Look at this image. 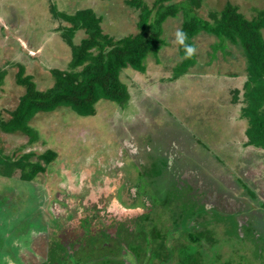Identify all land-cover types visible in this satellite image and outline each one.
Returning a JSON list of instances; mask_svg holds the SVG:
<instances>
[{
    "label": "rangeland",
    "instance_id": "obj_1",
    "mask_svg": "<svg viewBox=\"0 0 264 264\" xmlns=\"http://www.w3.org/2000/svg\"><path fill=\"white\" fill-rule=\"evenodd\" d=\"M144 1L151 6L155 0ZM227 2L247 19L264 9V0H203L197 13L208 20L210 11L221 10ZM51 8L68 15L92 9L103 17V33L115 40L138 31L139 11L125 0H0V70L6 72L0 88V119L4 122L25 93L16 83L18 65L24 66L25 75L41 91L54 84L51 70L68 69L71 48L58 32L67 23L54 18ZM180 25L181 15L164 22L166 45L157 58L146 57L145 73L129 68L121 72L130 95L125 108L100 101L92 117L78 116L67 108L39 113L30 122L38 134L33 144L20 132L5 134L0 129L1 156L18 160L32 153L29 161L35 162L47 150L57 155L46 172L30 182L22 181L19 171L9 178L0 175V264H27L35 249L42 248L50 223L47 199L53 194L55 200L57 191L62 194L57 185L61 186L63 177L72 184L80 180L82 168L97 173V181L92 182L95 188L99 178L105 177L104 187L109 189L121 173L117 194L122 200L133 199L128 192L132 188L156 207L173 181L169 170L174 177L198 175L195 183L201 179L209 188L204 198L214 200L208 206L217 207L207 214L215 225L203 231L200 254H192V260L196 264H264V237L258 232L264 229V150L245 144L247 122L240 111L246 80L244 57L231 43L220 45L214 36L200 33L194 40L195 66L174 79L173 69L181 60L176 42ZM85 37L78 32L74 44ZM132 148L135 153L131 155L128 149ZM104 194L108 192L94 198L99 202L96 208L85 205L83 212L95 215L106 210L108 228H114L115 219L123 216L112 212ZM77 198V203L82 200ZM140 213L125 214L118 226L133 229ZM238 217L244 222L238 223ZM174 235H180L179 231Z\"/></svg>",
    "mask_w": 264,
    "mask_h": 264
},
{
    "label": "trees",
    "instance_id": "obj_2",
    "mask_svg": "<svg viewBox=\"0 0 264 264\" xmlns=\"http://www.w3.org/2000/svg\"><path fill=\"white\" fill-rule=\"evenodd\" d=\"M202 1L155 0L150 6L144 0H125L129 7L139 11L136 25L138 31L118 40L103 33V17L92 9L78 10L68 15L51 8L54 18L67 23L60 26L58 32L71 48L68 69L51 70L54 84L41 91L37 89L33 78L25 75L24 66L18 65L16 83L24 87L25 93L10 113V119L7 122L0 119L1 131L5 134L20 132L33 144L37 142L38 134L30 122L39 113H52L59 108H67L78 116L92 117L100 101H109L125 108L130 95L120 79L121 72L129 68L145 73L146 57L152 54L157 58L160 49L166 45L162 39L164 22L181 15L179 30L186 34V45L196 50L195 38L205 33L217 38L220 45L227 41L240 49L246 64L242 100L244 106L240 110L242 119L247 122L245 144L264 150V9L257 11L254 18L247 19L237 6L227 2L221 10L210 11L209 19L206 20L197 13ZM78 32H84L86 37L79 44H74L73 39ZM177 51L181 60L173 69L174 79L185 75L196 64L195 53L187 57L185 47L178 43ZM5 76L6 72L0 70V88ZM234 93V100L237 101L238 91ZM31 156L32 153L25 154L18 160H12L0 155V175L9 178L15 171H19L20 179L30 182L37 175L45 173L46 167L57 157L52 150L45 151L35 162L29 161ZM243 187L250 191L247 186ZM258 232L264 237V229ZM191 240L195 246L180 247L177 259L172 254L173 250L169 249L159 254L154 252L152 258L160 260V264H196L192 254H200V238L193 236ZM190 248L194 250L189 251Z\"/></svg>",
    "mask_w": 264,
    "mask_h": 264
},
{
    "label": "flooded vegetation",
    "instance_id": "obj_3",
    "mask_svg": "<svg viewBox=\"0 0 264 264\" xmlns=\"http://www.w3.org/2000/svg\"><path fill=\"white\" fill-rule=\"evenodd\" d=\"M129 149L131 155L135 153L133 148L132 151ZM80 171L83 174L80 180L72 184L67 177H63L61 186L57 185L63 195L57 191L55 200L53 194L47 199L49 210L46 215L50 221L48 235L42 248L35 249L36 254L27 258V264H160V260L152 258L154 252L159 254L163 250H173L172 254L177 259L180 247L195 246L191 237L200 238L199 243L202 244L203 231L209 225H215L207 214L217 206H208L214 200L208 196L204 198L209 188L201 179L195 183L198 175L186 173L174 177L169 170L173 181L166 187L165 198L156 207L154 201L146 200L149 198L144 194L137 196L132 188L128 192L133 199L122 200L120 193L117 194L123 182L121 173L113 180L114 184H109L108 189L104 187L105 177L99 178L98 187H94L92 182L97 181V173L92 168H82ZM174 189L177 194L171 193ZM104 192H108L104 197L108 198V207L113 209L115 215L124 217L125 214L140 210L141 215L133 222V229L118 226L123 217L115 219L114 228H108L110 221L105 219L106 210L97 211L95 215L83 212L85 205L93 204L96 208L99 202L94 198H99ZM76 195L82 197V200H78L80 204L77 203ZM63 196L67 197L66 202ZM193 202L195 206L190 207ZM198 206L202 207V211ZM158 209L161 213L157 212ZM239 217L238 223H243ZM94 225H97L98 234L95 233L97 230ZM174 231H179L180 235H174Z\"/></svg>",
    "mask_w": 264,
    "mask_h": 264
},
{
    "label": "clouds",
    "instance_id": "obj_4",
    "mask_svg": "<svg viewBox=\"0 0 264 264\" xmlns=\"http://www.w3.org/2000/svg\"><path fill=\"white\" fill-rule=\"evenodd\" d=\"M185 41H186V34L182 30H178L176 32V42L184 46L186 56L191 57L195 53V48L190 45H186Z\"/></svg>",
    "mask_w": 264,
    "mask_h": 264
}]
</instances>
